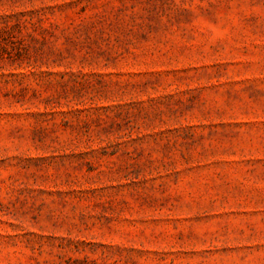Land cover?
<instances>
[{
	"label": "rangeland",
	"instance_id": "obj_1",
	"mask_svg": "<svg viewBox=\"0 0 264 264\" xmlns=\"http://www.w3.org/2000/svg\"><path fill=\"white\" fill-rule=\"evenodd\" d=\"M0 264H264V0H0Z\"/></svg>",
	"mask_w": 264,
	"mask_h": 264
}]
</instances>
